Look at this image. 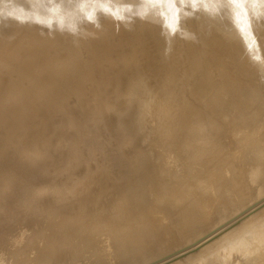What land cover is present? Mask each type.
<instances>
[{
	"label": "rangeland",
	"instance_id": "obj_1",
	"mask_svg": "<svg viewBox=\"0 0 264 264\" xmlns=\"http://www.w3.org/2000/svg\"><path fill=\"white\" fill-rule=\"evenodd\" d=\"M263 176L264 0H0V264H264Z\"/></svg>",
	"mask_w": 264,
	"mask_h": 264
},
{
	"label": "bare ground",
	"instance_id": "obj_2",
	"mask_svg": "<svg viewBox=\"0 0 264 264\" xmlns=\"http://www.w3.org/2000/svg\"><path fill=\"white\" fill-rule=\"evenodd\" d=\"M219 154V153H218ZM213 155V154H212ZM256 158V157H255ZM214 159V158H213ZM249 160H251V159H249ZM256 160V159H255ZM211 161V160H210ZM253 161V160H252ZM213 162V161H212ZM210 164V163H209ZM254 164V163H253ZM208 165V164H207ZM230 165V164H229ZM255 165V164H254ZM228 167H230V166H228ZM253 167V166H252ZM232 168V167H231ZM259 168V167H258ZM208 170V169H207ZM262 170V169H261ZM214 173V172H213ZM212 173V174H213ZM262 176V175H261ZM264 177V176H263ZM211 178V177H210ZM242 178V177H241ZM261 179V178H260ZM259 179V180H260ZM263 180H264V178H263ZM262 181V180H261ZM239 182V181H238ZM246 182V181H245ZM244 182V183H245ZM215 183V182H214ZM234 183V182H233ZM264 181L262 182V185L264 186ZM256 184V183H255ZM233 185V184H232ZM251 185H253V184H251ZM261 185V184H260ZM259 185V186H260ZM241 186V185H240ZM239 186V187H240ZM254 186V185H253ZM256 186V185H255ZM256 188V187H255ZM263 188V187H262ZM179 189V188H178ZM205 189V188H204ZM240 189V188H239ZM244 189H246V188H244ZM249 189V191H250V188H248ZM247 189V190H248ZM261 189V188H260ZM259 189V190H260ZM171 190V189H170ZM264 190V189H263ZM263 190H262V192H263ZM175 191H176V189H175ZM216 191V190H215ZM251 191H252V189H251ZM253 191H254V188H253ZM179 192V191H178ZM246 192V191H245ZM259 192V191H258ZM258 192L256 193V194H258ZM202 193V192H201ZM260 193V192H259ZM179 194V193H178ZM232 194H234V193H232ZM245 194V193H244ZM247 194H248V192H247ZM222 195V194H221ZM253 195H254V192H253ZM263 195V194H262ZM164 196V195H163ZM176 196V195H175ZM178 196V195H177ZM187 196V195H186ZM190 196V195H189ZM188 196V197H189ZM233 196V195H232ZM255 196V195H254ZM144 197V196H143ZM193 197V196H192ZM195 197V196H194ZM235 197V196H234ZM248 197V196H247ZM253 197V196H252ZM258 197V196H257ZM256 197V198H257ZM177 198H179V197H177ZM167 199V198H166ZM195 199V198H194ZM235 199V198H234ZM252 199V198H251ZM187 200V199H186ZM185 200V201H186ZM231 200V199H230ZM244 200V199H243ZM255 200V199H254ZM140 201V200H139ZM145 202V201H144ZM176 202V201H175ZM181 202H183V201H181ZM215 202V201H214ZM213 202V203H214ZM231 202V201H230ZM202 203V202H201ZM238 203V202H237ZM177 204H179V203H177ZM195 204V203H194ZM245 204V203H244ZM258 203H256V205H257ZM172 205V204H171ZM212 205V204H211ZM219 205V204H218ZM231 205V204H230ZM263 205V204H262ZM135 206V205H134ZM139 206V205H138ZM145 206V205H144ZM167 206V205H166ZM169 206V205H168ZM175 206V205H174ZM178 206V205H177ZM193 202H192V204H189L188 202H183V204H181V206H179L178 207V209L177 210H175L174 211V213H175V215H177V219H179L180 221H181V219H186V222H187V224H194L195 223V221H198V219L200 218H198L197 217V214L199 213L198 211L200 210H198V211H195L196 210V208H197V206H196V208H195V210L194 209H192L193 208ZM129 207V206H128ZM131 207V206H130ZM164 207V206H163ZM230 207V206H229ZM261 207V206H260ZM136 208V207H135ZM138 208V207H137ZM136 208V209H137ZM231 208V207H230ZM241 208V207H240ZM130 209H133V207L132 208H130ZM129 209V210H130ZM226 209V208H225ZM239 209V208H238ZM139 210H142V209H139ZM167 210V209H166ZM194 210V211H193ZM218 210V209H217ZM230 210V209H229ZM232 210V209H231ZM251 210V209H250ZM124 211V210H123ZM133 211V210H132ZM136 211H138V209L136 210ZM221 211V210H220ZM234 211V210H233ZM237 211V210H236ZM256 211V210H255ZM135 212V211H134ZM164 212V211H163ZM196 212H197V214H196ZM225 212H227V211H225ZM231 212V211H230ZM153 213V212H152ZM220 213V212H219ZM130 214H131V211H130ZM196 214V215H195ZM229 214V213H228ZM230 214H232V213H230ZM126 215V214H125ZM132 215V214H131ZM137 215H139V214H136L135 213V215L133 214V216L135 217L134 219H131V217L129 218L128 216L125 218V221H122L125 225H126V228H128V225H130L129 223H131L132 224V230H133V228H134V226H135V224H136V227L134 228V232H136V231H138V234H143V237H142V235H140L141 236V238L139 239V238H136L137 237V235H135V234H130L131 232H130V230L128 229V231L130 232V233H127V234H125L124 233V231H122V233L121 232H117V229L116 230H112L113 231V234H111L110 236V238H112L111 240L113 241V242H111L110 243V246L112 245L113 246V248H111V249H113V251H112V253H114V257H112V258H114V259H112L111 258V256H113V255H111L112 253H107L106 252V249H105V252H103L102 250H104V249H102V248H100V249H102V250H100V252H102L101 254H105V253H107L108 255H110V257L108 256V258H109V260H110V258L112 259V260H114V261H110V262H114L113 264H142V263H147V264H151V263H153L154 262V260L152 261L151 259L152 258H155L154 257V254H152L151 253V248H154V249H158L159 250V248H160V245L157 243V239H155L154 238V236H155V234L153 233V235H152V232H151V227L150 226H145V224L143 223V222H140L138 219H136V216ZM216 215V214H215ZM133 216H132V218H133ZM199 216V215H198ZM226 216V215H225ZM234 216V215H233ZM204 217V216H203ZM221 217V216H220ZM227 217V216H226ZM236 217V216H235ZM234 217V218H235ZM137 218H138V216H137ZM153 218V217H152ZM211 218V217H210ZM120 219V218H119ZM123 219V218H122ZM213 219V218H212ZM226 219V218H225ZM231 219V218H230ZM232 219H233V217H232ZM121 220V219H120ZM218 220V219H217ZM219 220H221V219H219ZM156 221V220H155ZM204 221H205V219H204ZM231 221V220H230ZM221 222V221H220ZM120 223V222H119ZM197 223V222H196ZM195 223V224H196ZM226 223V222H225ZM232 223H234V222H232ZM124 224H122V225H124ZM198 225H199V222L197 223ZM196 224V225H197ZM223 224H224V221H223ZM227 224V223H226ZM183 225V224H182ZM197 225V227H200V230H201V226H198ZM225 225V224H224ZM263 225V224H262ZM194 226L195 225H193V228H194ZM216 226H219V224H216ZM215 226V227H216ZM222 226V225H221ZM221 226H219L220 227V229L222 230V228H221ZM93 227H95L96 228V226H93ZM117 227V226H116ZM130 227V226H129ZM223 227V226H222ZM227 227V226H226ZM261 227V226H260ZM264 227V226H263ZM262 227V228H263ZM101 228V227H100ZM124 228H125V226H124ZM125 228V229H126ZM158 228V227H157ZM167 228H169L168 226H167ZM208 228V227H207ZM257 228V227H256ZM261 228V230H263ZM119 229H121V227L119 228ZM125 229H122V230H125ZM164 229V228H163ZM166 229V228H165ZM179 229V228H178ZM197 228H195V232H198V230H199V228L196 230ZM215 229H217V227L215 228ZM127 230V229H126ZM167 231H168V229H166ZM214 230V229H213ZM261 230H260V232H259V236H260V233L262 234V232H261ZM101 231V230H100ZM127 231V232H128ZM193 231V232H194ZM202 231V233L204 232L203 230H201ZM200 231V232H201ZM92 232H93V230H92ZM91 232V233H92ZM126 232V231H125ZM164 232H166V231H164ZM189 232H190V230H189ZM195 232H194V235H195ZM212 232V231H211ZM214 232H219V230H217V231H214ZM248 232V231H247ZM264 232V231H263ZM108 233H110V232H108ZM124 233V234H123ZM163 233V232H162ZM201 233V235H203ZM250 233V234H249ZM249 233H247L248 234V237L249 236H251V231L249 232ZM104 234V233H103ZM130 234V235H129ZM192 234V233H191ZM190 234V235H191ZM198 235H199V232L197 233ZM196 234V235H197ZM204 234H206L205 232H204ZM245 234V233H244ZM255 234V233H254ZM134 235L135 236V238L134 237H132V236ZM165 235V234H164ZM200 235V236H201ZM246 235V234H245ZM256 235V234H255ZM263 235H264V233H263ZM92 236V235H91ZM242 236V235H241ZM241 236H239V241H241V239L244 237H242L241 238ZM247 236V235H246ZM92 237H94V234H93V236ZM100 237H102V236H100ZM139 237V236H138ZM156 237V236H155ZM163 237V236H162ZM207 237V236H206ZM251 237H253V236H251ZM250 237V241L252 240V242H253V240H254V238L252 239ZM158 238V237H157ZM198 238V237H197ZM208 238V237H207ZM264 237H262V239H263ZM91 239V238H90ZM94 239V238H93ZM192 239H194V238H192ZM202 239H204V238H202ZM215 239V238H214ZM248 239H246V242L248 241L249 242V240ZM100 240V239H99ZM127 240H129V241H131V243L129 244L128 242H127ZM181 240H182V238H181ZM132 241H133V243H132ZM193 241V240H192ZM124 242V243H123ZM135 242V243H134ZM195 242H199L197 239L195 240ZM217 242V241H216ZM243 243H245V240H243L242 241ZM252 242H250V243H252ZM101 243V242H100ZM99 243V244H100ZM106 243V242H105ZM196 243V244H197ZM258 243H260V242H258ZM99 244H98V246H99ZM129 244V245H128ZM192 244V243H191ZM201 244V243H200ZM249 244V243H248ZM261 244V243H260ZM101 245V244H100ZM247 245V244H246ZM245 245V246H246ZM249 245H251V244H249ZM255 245H256V243H254V245H251L252 246V249H254V247H255ZM85 246L86 247H89V246H87L86 244H85ZM144 246V250H145V247L147 248V250L146 251H148V252H146L147 254H145L144 253V250H142V251H140L139 249H140V247H143ZM197 246V245H196ZM254 246V247H253ZM261 247H263L262 245H260ZM65 247L66 246H62V248H60V249H57V250H53V251H51L50 253L51 254H47V256H43L41 259H40V262H45V264H53L55 261H56V263L57 264H70L69 262H68V260H67V257L65 256V253H66V250L68 251V249H65ZM92 247V246H91ZM101 247H103V245L101 246ZM107 247V246H106ZM211 247V246H210ZM210 247H206L207 249L208 248H210ZM247 247V246H246ZM98 248V247H97ZM139 248V249H138ZM163 248H164V246H163ZM170 248V247H169ZM248 248H250L251 249V247L249 246ZM248 248H246L247 250H249ZM48 249V248H47ZM46 249V250H47ZM77 250H78V248H76ZM75 249V250H76ZM258 249H259V247H258ZM70 250H71V248H70ZM75 250H71V251H75ZM95 250H96V248H95ZM255 250H256V247H255ZM261 250V249H260ZM48 252H49V250H47ZM91 251H93V250H91ZM90 251V252H91ZM111 250H109L108 252H110ZM252 251H254V250H252ZM99 252V253H100ZM255 252V251H254ZM69 253H71L70 251H69ZM78 253H83V255H82V260L81 261H85V264L88 262V264H96L97 263V261H96V259L94 260V258H95V256L93 257L92 256V254H91V256H90V254L88 253V250H87V248H85L84 249V246H83V248L81 247L80 249H79V252ZM123 253H125V254H123ZM100 254V255H101ZM255 254V253H254ZM253 254V255H254ZM69 255V254H68ZM95 255H98V254H95ZM252 255V256H253ZM103 256V255H102ZM105 256H107L106 254H105ZM264 256V255H263ZM263 256H261V259H263L262 257ZM27 257V256H26ZM250 257H251V255H250ZM254 257V256H253ZM255 257H256V255H255ZM260 257V256H259ZM258 257V258H259ZM33 258H35V257H33ZM39 258H37V260H38ZM100 259V258H99ZM103 259H105V261H107V258H104V256H103ZM251 259V258H250ZM34 260V259H33ZM36 260V261H37ZM148 260H151L152 262L150 263V261H149V263H148ZM247 260H249L248 259V256H247ZM264 260V259H263ZM263 260H261V261H259V262H262ZM147 261V262H146ZM155 261H157V260H155ZM102 262V261H101ZM100 262V263H101ZM252 262H254V261H252ZM98 263H99V261H98ZM160 263V262H159ZM79 264V263H78ZM82 264V263H81ZM84 264V263H83ZM102 264V263H101ZM105 264H106V262H105ZM107 264H109V262H107ZM112 264V263H111ZM263 264V263H262Z\"/></svg>",
	"mask_w": 264,
	"mask_h": 264
}]
</instances>
